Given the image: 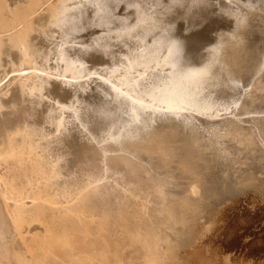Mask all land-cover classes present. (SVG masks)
<instances>
[{"label": "bare ground", "instance_id": "bare-ground-1", "mask_svg": "<svg viewBox=\"0 0 264 264\" xmlns=\"http://www.w3.org/2000/svg\"><path fill=\"white\" fill-rule=\"evenodd\" d=\"M262 202L264 0H0V264H264Z\"/></svg>", "mask_w": 264, "mask_h": 264}, {"label": "rangeland", "instance_id": "rangeland-1", "mask_svg": "<svg viewBox=\"0 0 264 264\" xmlns=\"http://www.w3.org/2000/svg\"><path fill=\"white\" fill-rule=\"evenodd\" d=\"M242 207L243 209L241 212L245 211L246 214H243V215L235 214L229 217L228 220L224 221L225 225L223 226L224 229H222L223 234L221 236V239L222 238L224 239L225 236L226 237L230 236L231 239L237 238L240 244H246L250 242H254V243L259 242V244H261L264 247V204L263 202L258 205H249L245 209H244V206ZM249 207H251V209ZM252 213L255 215H253ZM222 243H225V242H222ZM229 251H230L229 255L231 256L233 254L234 255L239 254L241 256L244 254L245 256H247L246 257L247 260H256L260 256H264V253H257V255H251V254L248 255L249 251L247 248L241 250V252H237L235 249H231Z\"/></svg>", "mask_w": 264, "mask_h": 264}]
</instances>
